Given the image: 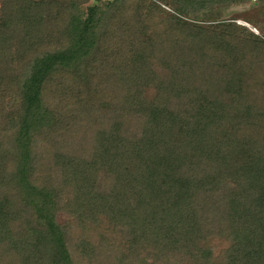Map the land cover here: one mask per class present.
Segmentation results:
<instances>
[{
    "label": "trees",
    "instance_id": "trees-1",
    "mask_svg": "<svg viewBox=\"0 0 264 264\" xmlns=\"http://www.w3.org/2000/svg\"><path fill=\"white\" fill-rule=\"evenodd\" d=\"M131 1L0 21V264H264V75L205 60L247 28L180 19L245 0H167L186 52L143 36L155 5Z\"/></svg>",
    "mask_w": 264,
    "mask_h": 264
},
{
    "label": "rangeland",
    "instance_id": "rangeland-1",
    "mask_svg": "<svg viewBox=\"0 0 264 264\" xmlns=\"http://www.w3.org/2000/svg\"><path fill=\"white\" fill-rule=\"evenodd\" d=\"M22 0H0V21L5 25H8L12 34L18 35L22 33L20 24L24 19L23 13L18 9V3ZM31 2H45L51 1L54 4L61 6H70L74 0H29ZM111 0H76L78 8L81 13H87V8L91 5H97L101 7ZM140 0H132L130 5L139 6ZM154 4L152 10L147 11L142 8L141 12H145L146 16L144 21L137 23L139 29H137L143 36L146 34L150 38L154 45H159L162 49L165 47L173 48L172 45H181L184 52L191 50L193 47V40L188 34H183L178 28L176 19L172 16H176L177 6L171 4L167 0H146L145 6ZM262 14L263 17L259 16ZM45 15V14H44ZM50 25L54 24V18L52 14L45 15ZM141 19V17L139 18ZM181 21L189 24L200 25L206 27L208 23H215L220 21L234 20V22L241 27L247 28L248 32L244 35L237 36L241 42H218L215 43L212 40L207 43L203 48V53L206 55L205 60L208 61L211 67H217L221 73L235 75L236 73L248 74L252 70L255 72L256 78H260L264 75V49L259 47L258 50H254L257 39L264 41V33H260L258 29H255L253 23H263L264 21V0H245L239 3H232L224 5L221 2L215 3L211 9L201 11L197 13H190L189 15L180 16ZM45 19L39 21L40 24L47 25ZM255 21V22H254ZM143 23V24H141ZM261 25V24H260ZM37 26V24H36ZM42 29V28H41ZM33 33H36L35 31ZM250 33V34H249ZM38 34V32L36 33ZM35 34V35H36ZM188 35V36H187ZM114 44V43H113ZM112 44V46H113ZM161 44V45H160ZM118 44L112 48L117 51ZM196 46V45H195ZM35 49V48H34ZM108 49V48H107ZM109 47L108 51H112ZM125 51V49H122ZM128 50V49H126ZM131 49L126 51V61L130 59ZM248 50H251L253 56L248 55ZM124 56V54H123ZM202 58V54L197 55V60ZM195 62V61H194ZM129 61L125 66H130ZM187 66V65H186ZM190 67V68H189ZM199 64L190 63L186 67L190 71L199 70ZM58 101H52V104L56 105ZM64 104V103H62ZM264 116V112H263ZM215 242V241H214ZM218 244L216 254L218 255L222 250H225L228 243L225 240L216 241ZM222 255V254H219Z\"/></svg>",
    "mask_w": 264,
    "mask_h": 264
}]
</instances>
